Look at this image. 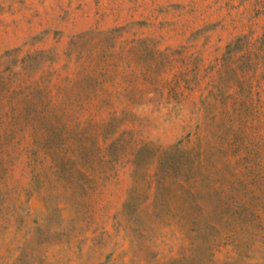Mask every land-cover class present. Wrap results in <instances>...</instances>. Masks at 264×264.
Wrapping results in <instances>:
<instances>
[{
	"label": "rangeland",
	"instance_id": "374dc122",
	"mask_svg": "<svg viewBox=\"0 0 264 264\" xmlns=\"http://www.w3.org/2000/svg\"><path fill=\"white\" fill-rule=\"evenodd\" d=\"M0 264H264V0H0Z\"/></svg>",
	"mask_w": 264,
	"mask_h": 264
}]
</instances>
